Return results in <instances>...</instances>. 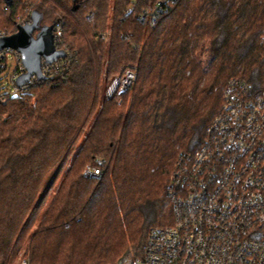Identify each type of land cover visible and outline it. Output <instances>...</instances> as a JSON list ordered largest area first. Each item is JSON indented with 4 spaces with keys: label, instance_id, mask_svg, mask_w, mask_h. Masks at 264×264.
Listing matches in <instances>:
<instances>
[{
    "label": "trees",
    "instance_id": "obj_1",
    "mask_svg": "<svg viewBox=\"0 0 264 264\" xmlns=\"http://www.w3.org/2000/svg\"><path fill=\"white\" fill-rule=\"evenodd\" d=\"M34 14L63 20L76 62L0 100V264L135 259L174 222L171 174L230 84L264 90V0H0V31ZM128 70L134 87L107 99ZM99 161L103 176L84 177Z\"/></svg>",
    "mask_w": 264,
    "mask_h": 264
},
{
    "label": "built area",
    "instance_id": "obj_2",
    "mask_svg": "<svg viewBox=\"0 0 264 264\" xmlns=\"http://www.w3.org/2000/svg\"><path fill=\"white\" fill-rule=\"evenodd\" d=\"M170 2L176 0H169ZM163 12V10H161ZM63 20L53 24L57 50L65 57L42 59V77H63L76 62L75 52L61 49ZM6 36L0 32V38ZM12 55L17 69L10 91L0 93L5 104L36 83L34 74L22 86L18 79L27 70L13 49L0 52V78ZM137 72L115 77L106 90L107 99L130 91ZM89 166L84 177L99 180L103 161ZM174 222L152 226L133 264H264V90L233 81L224 95L221 112L207 130L199 151L184 154L175 166L168 186ZM21 264H30L22 260Z\"/></svg>",
    "mask_w": 264,
    "mask_h": 264
},
{
    "label": "water",
    "instance_id": "obj_3",
    "mask_svg": "<svg viewBox=\"0 0 264 264\" xmlns=\"http://www.w3.org/2000/svg\"><path fill=\"white\" fill-rule=\"evenodd\" d=\"M53 28V25H41L39 17L34 14L31 22L18 25L15 34L0 38V52L13 49L22 56L27 72L18 79L19 86L29 82L34 74L44 79L41 73L42 59L52 62L65 57V53L56 48Z\"/></svg>",
    "mask_w": 264,
    "mask_h": 264
},
{
    "label": "rangeland",
    "instance_id": "obj_4",
    "mask_svg": "<svg viewBox=\"0 0 264 264\" xmlns=\"http://www.w3.org/2000/svg\"><path fill=\"white\" fill-rule=\"evenodd\" d=\"M59 17L61 18V17H63V15L62 14L59 15ZM25 20L26 19H23V21H21L20 24H24ZM47 25H53V23L48 21ZM16 69H17V62H16L15 58L12 55H8V57H7V70L3 73V75L0 78V93L1 94L10 91L11 88H10L9 82H10L12 75L16 71ZM70 163H69V165H70ZM53 194H54V192H53ZM53 194L50 196V198L48 200V204H49V201L52 199ZM131 253L129 255H127L125 257V259L123 260V262L120 264H133L132 261L134 260V257H133L134 252L132 254ZM22 258L23 257L21 256V259Z\"/></svg>",
    "mask_w": 264,
    "mask_h": 264
},
{
    "label": "flooded vegetation",
    "instance_id": "obj_5",
    "mask_svg": "<svg viewBox=\"0 0 264 264\" xmlns=\"http://www.w3.org/2000/svg\"><path fill=\"white\" fill-rule=\"evenodd\" d=\"M38 32H36V34H37Z\"/></svg>",
    "mask_w": 264,
    "mask_h": 264
}]
</instances>
